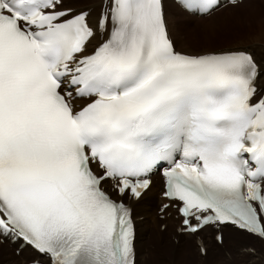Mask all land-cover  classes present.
<instances>
[{"label":"bare ground","instance_id":"1","mask_svg":"<svg viewBox=\"0 0 264 264\" xmlns=\"http://www.w3.org/2000/svg\"><path fill=\"white\" fill-rule=\"evenodd\" d=\"M248 1L251 0L242 1L240 4H236L235 6H227L224 9L218 11L217 13L211 15L210 17L203 19L187 15L182 10H180L178 6L174 5L171 0H163L164 16L167 23L168 33L171 40H173L176 49L179 51L180 49L178 47H182L184 44V42H182L183 39H181L180 37V33H177L175 28V24H183L185 22L184 20L183 22H179L182 20L179 18V13L182 14V18L184 19L188 18L194 20L193 18H195L196 20L203 21L202 23L204 24L199 25L196 29L198 30V32H196L195 29L192 28L191 31L188 32V34L189 37L192 34L193 38L191 40H196L198 36L201 41L206 42V38H204L206 35L204 33L213 34L216 31H222V28H226L228 27L227 25L229 23L234 22H228L225 18L226 16L222 17V15H224L228 11L243 8V6ZM84 2H88V4L84 5ZM102 3L103 0H66L63 8L73 9L76 12L88 10V24L95 27L99 18L100 11L102 9ZM171 4L178 11H176V9ZM168 5L169 7L167 8ZM169 10L173 12H169ZM245 15H247L246 12L240 10L238 11V13H235L234 15L231 14L229 16L238 19L236 23L239 22L241 24L245 18ZM220 17L225 19L223 20L221 18V20ZM219 20L222 22L221 24H219ZM243 23H246V19ZM258 27V34L255 33V36L249 37L247 41H245L241 45L242 47L247 48L248 51L253 54V58L258 64L260 70V74L257 78V85L260 88H264L263 21L258 23ZM207 28H210V31L207 30ZM175 42H177V44ZM98 43L99 39L97 35H94L88 41L86 48L92 50L98 45ZM240 49L242 48H231L228 50L213 51V53L206 50L196 52L191 49L180 51L189 55L199 56L204 54L229 52ZM160 186V179L157 176L153 177L152 184L141 194L139 199L136 202H131V206L133 209V217L136 223V230L133 242L136 259L135 264H148L150 260L153 263L154 259L151 251H153L155 247L158 250H162V245H158L156 242V240L161 239H164V241H162L164 242L163 244H166L171 240L172 250H170V255H179V257L182 256L188 264H264V242L252 238L251 236L243 232L234 230L229 226L222 227V242L221 245H218L215 243L213 238L214 232L209 227L203 228L197 234L194 235L179 233L178 221L175 220L170 209L162 213H170L167 217L165 216L163 220L159 219L157 210L159 209V206L164 203V200L160 198V193L158 192ZM162 225L164 226L163 230H161ZM196 235L200 237L202 246L204 248V254L200 253L199 247L196 244ZM149 236H151V238H149ZM148 244H151L153 246L152 250L147 247ZM15 247L16 245H11L6 241L3 242V245H0V264H29L37 258V256L32 253L28 248L22 249L16 255V253L13 252ZM189 257L190 259L191 257L193 258L192 262H190L191 260H188ZM183 258H181V261L177 260L176 264H187L184 262V260H182ZM162 261V264H174L173 260L166 261L162 258ZM42 263L48 264L46 261H42Z\"/></svg>","mask_w":264,"mask_h":264},{"label":"rangeland","instance_id":"2","mask_svg":"<svg viewBox=\"0 0 264 264\" xmlns=\"http://www.w3.org/2000/svg\"><path fill=\"white\" fill-rule=\"evenodd\" d=\"M92 2H94V1H92ZM83 4L86 5V4H88V2H86V3L84 2ZM168 7H169V5L167 6V8ZM240 10L243 12H246V14H247V15H245V18H244V20L246 19V23H243L244 20L241 24L239 22L236 23L238 21V19L229 16L231 14L234 15L235 13H238V11H240ZM244 10H246V11H244ZM176 11H178V10L176 9ZM251 11H252V13H251ZM169 12H173V11L169 10ZM182 17H183L182 14L179 13V18L182 19L179 22H183V20L185 22L183 24L182 23L175 24L177 26V27L175 26L176 31H177V33H180V37H181V39H183L182 42H184L182 47L181 46L178 47L181 51L191 49V50L196 51V52L206 50V51H210L213 53V51L228 50L231 48H244V47H242L241 44H243L245 41H247V39L249 37L255 36V33L258 34L257 29L259 28L258 27L259 22L263 21V23H264V0H251V1H248L243 6V8H241V9H236V10L234 9V10L226 12L224 15H222V17H225L228 22H232V21H234V22L229 23L227 25L228 27L222 28V31H216L215 30L216 32H214L213 34L204 33L206 35L204 37V38H206V42L201 41L200 38H198V36H197L196 40H191L193 38V36L191 34V36H190L191 38H190L189 34H188V32L191 31L192 28L195 29L196 32H198V30H196V29L198 28L199 25L204 24V23H202L203 21L196 20L195 18H193L194 20L188 19V18L184 19ZM222 17H220V19ZM225 18H222V19L224 20ZM193 21H197V22H193ZM218 22H219V24L222 23L220 20ZM238 24H240V25H238ZM207 30L210 31V28H207ZM199 37H201V36H199ZM175 43L177 44V42H175ZM161 230H163V229L161 228ZM149 238H151V236H149ZM169 240H170V238H169ZM162 241H164V239L156 240L158 245H162V250H160V249L158 250L155 247V249L153 251H151L153 254L154 261L152 263V261L150 260V262H148V264H155V263L156 264H162L163 263L162 258L165 259L166 261L173 260L174 264H176L177 260L181 261V258H183L181 256V254H180L181 257H179V255H173V256L170 255V250H172L171 240L169 242H167L165 240L167 242L166 243L167 245L163 244L164 242H162ZM0 245H3V243H0ZM147 247L151 250L153 249V246L151 244H148ZM164 250H165V252H164ZM13 252H14V250H13ZM182 260H184V258ZM188 260L189 261L191 260L190 262H192L193 258L191 257V259H190V257H189ZM184 262L187 263L186 260H184ZM189 264H192V263H189Z\"/></svg>","mask_w":264,"mask_h":264}]
</instances>
